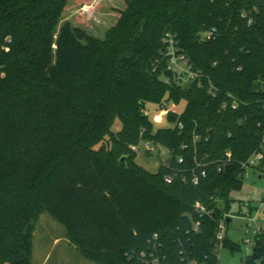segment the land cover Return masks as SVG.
<instances>
[{"label":"trees","instance_id":"obj_1","mask_svg":"<svg viewBox=\"0 0 264 264\" xmlns=\"http://www.w3.org/2000/svg\"><path fill=\"white\" fill-rule=\"evenodd\" d=\"M67 1L0 0V264H33L42 213L93 264H140L127 253L155 233L169 264H188L181 247L194 264H219L215 233L241 162L263 150L264 0H127L104 39L69 22L57 33ZM166 32L200 71L188 86L160 78ZM164 99L185 109L156 129L146 105ZM141 140L169 149L157 172L137 164ZM196 201L213 217L190 216ZM223 246L241 247L227 234ZM243 263L264 264V232Z\"/></svg>","mask_w":264,"mask_h":264},{"label":"rangeland","instance_id":"obj_2","mask_svg":"<svg viewBox=\"0 0 264 264\" xmlns=\"http://www.w3.org/2000/svg\"><path fill=\"white\" fill-rule=\"evenodd\" d=\"M127 0H87L78 3L76 0H68L60 22L57 33L65 22L79 27L99 39H104L107 31L113 27L119 15L118 10L126 7ZM186 70L185 67H183ZM188 86V82L183 83ZM183 101V103H182ZM180 104L169 101L164 108L156 103H147L146 112L154 127H172L173 123L168 119V111L172 110L182 113L186 102ZM149 108L151 110L149 111ZM166 112L165 123L156 125L150 118L159 112ZM122 127L119 119H116L112 130L117 132ZM140 143V142H139ZM137 143V144H139ZM101 145L98 144L97 147ZM142 150L133 151L136 162L150 172H157L161 165L170 157L169 149L161 144L150 143L152 150H147L140 143ZM264 151V144H263ZM223 205L225 204L222 201ZM229 222L227 235L240 244V249L232 252L228 248L219 250V264H244L243 258L253 254L255 248V235L260 226L264 225V172L259 169H251L244 177L240 189L232 190L229 194ZM250 215L251 219L248 218ZM251 241L247 243V239ZM33 264H93L92 261L80 254L78 249L69 241L66 229L57 222L49 213H42L34 229ZM250 248L251 251H246Z\"/></svg>","mask_w":264,"mask_h":264},{"label":"built area","instance_id":"obj_3","mask_svg":"<svg viewBox=\"0 0 264 264\" xmlns=\"http://www.w3.org/2000/svg\"><path fill=\"white\" fill-rule=\"evenodd\" d=\"M214 32H215V29L202 32L201 38L203 40H209L212 38ZM162 40L164 43V50L161 51V55H162L161 60H166L167 65L161 73V76H160L161 80H163L165 83H168V84H171L172 82H176L177 84L183 85L184 82H188V84H190L193 80H195L197 77L200 76V71L195 70L189 64L188 59L186 58L184 53L181 51L179 43L175 35L172 32H166ZM155 62L159 64L160 60L156 59ZM183 67H185L186 70H184ZM166 69H171L173 71V78H170L164 74V71ZM156 70H157V66H154L153 71L155 72ZM209 92L212 93L213 95H215L216 93V88L212 84H210ZM168 103H169V100L164 99L162 103L158 105L164 108L168 105ZM225 106H226V103L223 104V107ZM231 106L232 108H237L239 106V101L233 96H232ZM178 126L182 128L183 124L180 122ZM140 143H142L143 146L147 150H152L150 146V143H151L150 141L141 140ZM140 143L131 144L130 148L135 151L140 152L142 150ZM257 154H259L260 156L259 161L254 164L251 163V159L254 158ZM226 155H227L226 161H229L231 157V152L228 151ZM262 160H264L263 150L254 152L247 160L241 162L242 167L244 168V171H245L244 177H246L249 174L251 169L255 170L256 167L260 164V162H262ZM182 161H183V158H179V162H182ZM198 166L201 168L200 169L201 175L204 176L206 174V170L204 168L205 165L202 163H199ZM220 169L221 167H219V170ZM199 178H200V175L198 173H195L192 177L193 183L197 184L199 182ZM165 180L170 183L173 181V176L167 175L165 177ZM183 180H185L184 177H183ZM192 214L196 215L200 219L204 217L212 218L214 215V209L208 207L202 201H199V206H197V201H196L193 207V212L189 213V215L191 216ZM227 218L229 222L230 220L229 214L225 213L224 218L218 222L217 230L215 233V241H216L215 253L218 259L220 255L218 248L219 249L224 248L223 242L227 234V225H228L226 221ZM248 218L251 219L250 215H248ZM199 228H200V220H196L193 224V230L198 231ZM262 232H264V225L260 226V229L257 234L262 233ZM246 241L247 243H249L251 239L248 238ZM179 245L182 246V243L179 242ZM160 247H161V242L158 239V234L155 233L153 237L150 239L148 246L146 248H142L139 250H132L131 252L127 253V256H128V259L135 260L140 264H169L168 261L166 260L165 255L161 252ZM180 253L183 255V258L188 260V264L195 263L194 260H191L188 258L187 253L185 252L184 248L181 247Z\"/></svg>","mask_w":264,"mask_h":264},{"label":"clouds","instance_id":"obj_4","mask_svg":"<svg viewBox=\"0 0 264 264\" xmlns=\"http://www.w3.org/2000/svg\"><path fill=\"white\" fill-rule=\"evenodd\" d=\"M5 51H8L9 49L7 47L4 48ZM183 103V101H182ZM151 110V108H149V111ZM166 116V112L164 111H161L159 112L158 114L154 115V116H151L150 118L153 120V122L156 124V125H161L163 123H165L164 121V117ZM259 154H257L254 158L251 159V163H257L259 161ZM197 206H199V201H197ZM203 210V209H202ZM246 251H251L250 248L246 249Z\"/></svg>","mask_w":264,"mask_h":264},{"label":"water","instance_id":"obj_5","mask_svg":"<svg viewBox=\"0 0 264 264\" xmlns=\"http://www.w3.org/2000/svg\"><path fill=\"white\" fill-rule=\"evenodd\" d=\"M164 74H165L166 76L170 77V78H173V71H172L171 69H166V70L164 71ZM210 133H211V131H210ZM121 162L124 163V157L121 158ZM255 258H257V256H255Z\"/></svg>","mask_w":264,"mask_h":264},{"label":"crops","instance_id":"obj_6","mask_svg":"<svg viewBox=\"0 0 264 264\" xmlns=\"http://www.w3.org/2000/svg\"><path fill=\"white\" fill-rule=\"evenodd\" d=\"M42 264V263H41Z\"/></svg>","mask_w":264,"mask_h":264}]
</instances>
